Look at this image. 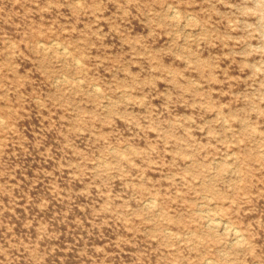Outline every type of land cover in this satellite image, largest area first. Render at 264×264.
<instances>
[{"label":"rangeland","instance_id":"rangeland-1","mask_svg":"<svg viewBox=\"0 0 264 264\" xmlns=\"http://www.w3.org/2000/svg\"><path fill=\"white\" fill-rule=\"evenodd\" d=\"M0 264H264V0H0Z\"/></svg>","mask_w":264,"mask_h":264},{"label":"bare ground","instance_id":"bare-ground-1","mask_svg":"<svg viewBox=\"0 0 264 264\" xmlns=\"http://www.w3.org/2000/svg\"><path fill=\"white\" fill-rule=\"evenodd\" d=\"M175 17H176V16H175ZM55 42H57V41L55 40ZM51 45L54 46L55 44L53 45V42H52ZM57 45H58V44H57ZM60 45H62V44L60 43ZM63 45H64V44H63ZM63 45H62V46H63ZM65 46H66V45H65ZM63 47H64V46H63ZM61 49L63 50V48H61ZM57 50H60V49H57ZM68 50H69V49H68ZM60 52H61V51H60ZM67 53H68V52H67ZM75 57H76V56H75ZM79 62H80V61H79ZM80 63H81V62H80ZM79 67H81V65H80ZM82 70H83V69H82ZM153 204H154V203H153ZM151 205H152V204H151ZM153 206H154V205H153ZM208 221H209V220H208ZM212 221H213V220H212ZM217 222H218V221H217ZM210 226H211V227H217V224L213 221V222L210 223ZM237 231H238V230H237ZM237 231H234V232H237ZM239 232H240V231H239ZM239 232H238V233H239ZM235 235H236V238L239 239L240 236H238L237 233H235ZM242 236H243V234H242ZM242 238H243V237H241V239H242Z\"/></svg>","mask_w":264,"mask_h":264}]
</instances>
